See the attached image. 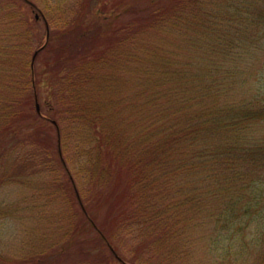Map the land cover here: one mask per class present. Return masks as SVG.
I'll return each mask as SVG.
<instances>
[{
  "label": "trees",
  "instance_id": "16d2710c",
  "mask_svg": "<svg viewBox=\"0 0 264 264\" xmlns=\"http://www.w3.org/2000/svg\"><path fill=\"white\" fill-rule=\"evenodd\" d=\"M66 1L0 0V188L71 208L0 264H264V94L238 89L264 0Z\"/></svg>",
  "mask_w": 264,
  "mask_h": 264
},
{
  "label": "rangeland",
  "instance_id": "374dc122",
  "mask_svg": "<svg viewBox=\"0 0 264 264\" xmlns=\"http://www.w3.org/2000/svg\"><path fill=\"white\" fill-rule=\"evenodd\" d=\"M30 1L35 2L43 12H50L52 7L49 4L54 0ZM86 1L67 0L66 2L68 4L76 2L78 5L80 2H84L85 6ZM23 11L33 18L36 15L28 6H25ZM36 19L35 26L38 31L36 39L39 38V40L33 42L35 43L33 45L34 49L43 44L46 34V26L42 17H36ZM39 44L41 45L38 47ZM257 51V56L246 63V78L243 86L238 88L240 90L239 96H254L256 87L260 93L264 94V44L259 49L257 48ZM239 85H242V82ZM247 87H249L248 90ZM258 130L264 131V128L259 127ZM0 189V207L4 211V213H0V251L4 256L20 257L30 255L36 249H45L50 243L55 246L59 239H63L68 222L63 219L62 212L71 209L66 200L55 197L49 192L50 190H38L31 188L29 185H18V183L3 184ZM54 243L56 244L54 245ZM130 243H125L121 248L122 250H120L125 258L133 252L129 246ZM83 245L86 248L93 245L97 247L96 245H98L100 250L104 249L99 239L94 236H87ZM52 247L47 250H53ZM83 257L87 256L84 255ZM68 259L55 264H69L71 260Z\"/></svg>",
  "mask_w": 264,
  "mask_h": 264
},
{
  "label": "water",
  "instance_id": "95a60500",
  "mask_svg": "<svg viewBox=\"0 0 264 264\" xmlns=\"http://www.w3.org/2000/svg\"><path fill=\"white\" fill-rule=\"evenodd\" d=\"M36 17H38V14H36L35 15ZM45 25H46V35H45V41H44V43L39 47V48H37L36 50H35V52H34V54H33V59L32 60H34V58H35V55H36V53L46 44V42H47V40H48V37H49V28H48V24H47V22H45ZM36 109H37V111L39 112L40 111V107H39V103L38 102H36ZM116 256L119 258V259H121V257H119L117 254H116ZM124 263H126V264H130V263H128V262H126V261H124V260H122Z\"/></svg>",
  "mask_w": 264,
  "mask_h": 264
}]
</instances>
